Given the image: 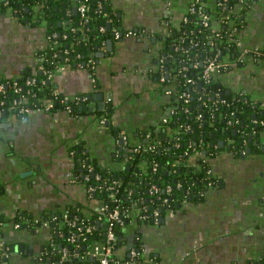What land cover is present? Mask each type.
<instances>
[{
	"label": "crops",
	"instance_id": "crops-1",
	"mask_svg": "<svg viewBox=\"0 0 264 264\" xmlns=\"http://www.w3.org/2000/svg\"><path fill=\"white\" fill-rule=\"evenodd\" d=\"M3 1L0 81L36 66L38 52L49 44L47 20L34 15L39 4L32 6L30 18H24L5 7ZM189 1L113 0L123 27L134 32L110 38L111 49L109 39L99 49V86L87 68L70 63L59 67L54 77L66 98H88L91 111L32 110L24 117H6L0 130V235L11 253L3 264H57L58 255L52 246L63 244V236L55 225L46 224L47 219L71 205L83 214L100 208L101 200L90 195L85 182L75 176L82 156L75 155V146L83 150L85 159L101 166L113 165L119 153L126 156L130 145L158 125L167 97L164 84L149 72L156 69L154 57L165 45L166 20L181 22L189 13ZM68 4L74 12L78 0H68ZM234 6L244 20L240 37L245 47L259 54H247L215 79L222 90L251 101L259 112L264 110V0L235 1ZM61 22L64 28L70 23L67 17ZM100 93L104 94L103 109L98 108ZM109 106L110 114L102 112ZM260 117L262 140L252 144L251 153L242 156L240 149H232L233 135L220 139V150L213 156L200 152L206 155L217 178L203 198L166 210L158 222L126 224V235L115 248L116 264H143L125 261L136 237L142 242L144 264H151V254L165 264L264 262V114ZM113 124L119 128L117 134ZM234 128L241 134L235 125L232 132ZM125 131L128 140L122 143L120 137ZM19 211L31 213L41 224L34 231L15 227Z\"/></svg>",
	"mask_w": 264,
	"mask_h": 264
},
{
	"label": "trees",
	"instance_id": "trees-1",
	"mask_svg": "<svg viewBox=\"0 0 264 264\" xmlns=\"http://www.w3.org/2000/svg\"><path fill=\"white\" fill-rule=\"evenodd\" d=\"M80 1L78 0V3ZM86 1L90 5L87 19L81 17L79 12L75 14L69 10L68 0H5L2 2L5 7H11L17 15L24 18H28L31 13H34L32 11L34 4H39L40 8L34 15L47 20L49 44L38 52V56L43 59L38 61L36 66H29L15 78L0 81L5 87L4 91H0V104L3 102L6 106L14 98L21 97L20 93H24L25 97L21 98L20 105L35 107L41 102L53 98L54 110H67V105L62 102L63 98L66 99V95L59 91L54 79H49V71L60 63H70L73 66L87 68L91 75L96 77L97 53L101 46L105 45L110 38H121L130 29L123 27L121 18L115 11L113 0ZM194 1L190 0L189 4ZM201 1L204 2L206 9L212 15L211 24L209 26L198 24V14L192 11L187 14L188 19L181 22L167 19L168 32L165 45L160 54L156 58L154 57L156 69H151L149 72L160 82L161 76L164 74L165 80L162 84H164V88L171 90L168 94L165 93L167 99L163 105L165 108L163 112L168 114L167 121H160L158 125L146 130L143 139L139 141L146 145H154L155 148L144 152L131 151L127 156L122 155L121 152L116 164L101 166L88 158L85 159L83 150L78 145L75 146V155L77 157L82 155L76 163L75 176L77 180L85 182L86 185L106 182L103 187L96 189L93 195L98 197L102 203L107 204L109 208L113 205L114 198H118L121 215L124 217L123 223L116 226L119 241L126 235L124 228L127 223L133 221L139 225L146 221H154L155 210L162 214L166 210L184 205L185 200L198 201L203 198L209 188L208 182L211 179L216 181V179L211 178V175L207 173V169L211 168V163L207 160L206 155L196 154V152L205 151L206 154L213 156L220 150V139H227L228 135H233V125L228 123L230 116L241 133L242 131L246 133L252 131V126L255 125V117H253L255 113L257 121L262 118L260 111L256 110L257 106L239 94L233 96L232 93L225 92L224 95H220V98L225 99L228 103H222L219 97H214V94L221 89L216 79L205 84L206 89L198 85L188 87L185 84L189 76H198L203 68V59L207 55L213 54L217 49H221L223 56L231 58L239 56L241 51L236 44V39L241 38L240 31L243 28L244 20L241 14L235 10L234 3L236 1L242 4V2H251L252 0H226L224 4H219V0ZM225 12L233 14L232 19L238 26L234 38H228L225 33L230 23L226 26V23L219 22L220 16ZM65 17L70 21L66 28L59 24V21ZM101 26H104L105 30H101ZM116 31L121 33L119 37H116ZM211 40H213L212 43H210ZM196 42L198 43L195 44ZM249 53L256 56L259 51L248 49L247 54ZM90 58L93 59V62H89ZM182 67H185L184 73L186 74H183V71L179 72L178 69ZM32 76L36 77L35 83L26 85V79ZM96 80L97 86H99L97 77ZM7 81L11 83L7 84ZM14 81L21 85L20 93L14 91ZM188 91L191 92V95L188 102H185V94ZM69 99L68 104L72 108L71 114L91 111L87 105L88 98ZM104 111L110 114L112 107L109 106L102 112ZM199 113H202L201 117L198 116ZM8 115V112H3L0 115V120L4 122ZM17 115L22 117L20 114ZM185 125L191 127L185 128ZM118 129L115 124L112 125L115 134L118 133ZM148 133H150L149 136ZM192 155H195L196 158H191ZM154 162L158 163L156 170H153L152 167ZM86 175H89V180H86ZM162 180L165 182L162 183ZM178 183H181V186H177ZM153 184L160 187L158 191L151 192L150 188ZM167 184L172 185L171 191L166 189ZM164 197H168V202H163ZM69 208L75 215H85L76 205H71ZM90 213V221L94 222L98 211ZM14 221L20 222L21 227L32 231L41 224V221H36L31 213L22 211L18 212ZM53 224L65 232L70 229L62 223L61 217L54 219ZM105 225L104 217L91 231L82 235L80 241L76 239L74 243L70 244L69 250L75 253L80 249V253H83L85 250L82 248L83 246L102 240ZM61 240L69 245L65 241L66 236ZM131 248H135L139 253L138 263L144 264L141 257L142 242L139 237L134 239ZM80 256L81 254L73 256L75 259L77 258L75 264H98L97 258L86 256L80 260ZM151 256L161 260L155 254H151ZM6 259L2 254L0 244V264L5 263ZM65 264H69V262ZM112 264H116V262ZM248 264H264V262L254 261Z\"/></svg>",
	"mask_w": 264,
	"mask_h": 264
},
{
	"label": "built area",
	"instance_id": "built-area-1",
	"mask_svg": "<svg viewBox=\"0 0 264 264\" xmlns=\"http://www.w3.org/2000/svg\"><path fill=\"white\" fill-rule=\"evenodd\" d=\"M226 0H219V4H224ZM243 1V0H242ZM89 3L86 0H81L78 4H77V9L78 12L80 13L81 17L87 19L88 18V9H89ZM189 11L192 12H196L198 14L197 17V23L202 25V26H209L211 24V20H212V15L208 12V10L205 7V4L203 1L201 0H195L194 2H191V4L189 5ZM233 18V14L231 12H225L220 16V21L219 22H223L226 23V26L228 23L229 27L228 29L225 31V33L227 34L228 38H234L235 33L238 30V26L236 24V21ZM188 19V16H186L183 20ZM101 30H105L104 26H101ZM134 31L129 30L126 34H131ZM121 35V33L119 31H116V37H119ZM193 43L194 41L191 40ZM213 40L210 41V43H212ZM198 42H196L195 44H197ZM236 44L238 46V48L240 49V54L237 58H231L229 56H223L222 55V51L221 49H217L213 54L211 55H207L204 59H203V68L202 70H200V73L198 74L197 77H192L189 76L187 78V81L185 82L186 85H188V87H195L196 85H198L199 87L206 89L205 84H209L211 83L213 80H215V76L218 73L224 72L229 70L230 68L234 67L235 65H237L240 60L244 59L245 56L247 55V51L248 48L245 47L242 38H237L236 39ZM38 61H41L43 59V57H37ZM162 58H161V62H162ZM89 62H93V59L90 58ZM63 64L65 63H60L59 65H57V67H55L54 69H52L51 71H49L48 77L50 80H53L56 74V71L59 67L63 66ZM196 65V63H195ZM163 66V63L161 64V68ZM179 72L183 71V74L185 72V67L179 68L178 69ZM164 79V74H162L161 76V82H163ZM36 81V77H28L25 81L26 85H32L34 84ZM11 82L7 81V84H10ZM201 84V85H200ZM13 87H14V91L17 93H20L22 87L21 85L17 82L14 81L13 82ZM5 87L3 82H0V91H4ZM165 93H169L171 92L170 89H166L164 88ZM224 90L220 89V91L218 93L214 94V97H219V99H221L220 97L224 94L223 93ZM57 92V91H56ZM191 95V92L188 91L185 94V102H188L189 100V96ZM221 95V96H220ZM19 96L21 97H16L13 100H11L8 105L4 106V103L2 102L0 104V115L3 112H8L9 115L14 116L17 114H20L22 117L26 116L27 114H29L32 110H46V111H50L53 112V110L55 109V102L53 98L47 99L44 102H41L39 105L32 107L29 105H20V101L22 97H25L24 93H20ZM79 99H85L84 96L83 97H77ZM69 98H63L62 102H64L67 105V111H72L71 106L68 104L69 103ZM222 103H228L225 99H221ZM186 110H188L187 107H185ZM168 109V107H167ZM168 114L164 113L161 116V121H167L168 119ZM199 117L202 116V113L198 114ZM228 123L232 126L234 125L235 121L231 118V116L228 118ZM3 127V122L0 120V130ZM190 125H185V128H190ZM150 133H148L149 136ZM121 136L124 138V141L128 140V135L125 132L121 133ZM155 146L154 145H146L144 143H134L132 145H130V149L129 152L134 151V152H144L148 149H154ZM199 150V149H197ZM200 150L197 151V154H200ZM153 170H156L158 167V163L154 162L153 165ZM207 173L209 175H211V178H214L217 180L212 167L207 169ZM86 180H89V175H86ZM165 181L162 180V183H164ZM216 181H214L213 179H211L208 182L209 187H212V185H214ZM106 182L102 183V184H89L87 185V191L90 195H93V192L96 191V189L103 187V184H105ZM111 187H113V185H110ZM177 186H181V183H178ZM159 186L156 184H153L150 188L151 192H155L159 190ZM172 185L171 184H167L166 185V189L168 191H171ZM114 195V194H113ZM185 200V199H184ZM186 201V200H185ZM163 202H168V197H164L163 198ZM108 209V210H107ZM98 211V215L95 218L94 222L90 221V215L91 213H89V215L85 214V215H75V213H71V209L68 207L65 210H63L60 214H54L51 219H47L46 224H48L49 226H54L53 224V220L56 218H62V223L67 225L70 229L68 232H65L63 230H60L62 232V236H66V242H68V244H72L75 242V240L77 239L78 241L81 240V236L84 235L86 232L91 231L95 225L99 224L100 219H103L105 217V221H106V225H105V229L103 232V238L102 240L96 241L94 244H90V245H86L85 246V250L83 253H72L69 250L68 245H66L65 243H63V249L60 251L62 252L61 255V261L62 263H68L69 264H75L77 263V258L75 259L73 256L77 255V254H81L82 257H86V256H91L92 258H97L98 260V264H112L113 262H118L117 258L115 257V248L117 246V244L119 243V238L116 232V226L117 224H122L124 221V217L123 215H121V206L118 202V198L115 197L113 200V205L109 208V206L105 203H102L100 208L97 210ZM160 217V212L155 210L154 211V221L153 222H158ZM36 221H39L38 219H35ZM14 225L15 227H21L20 222L18 221H14ZM2 236L0 235V244H1V251L2 254L5 256V258H8L10 255V248L7 245V243L2 242L1 240ZM139 253L135 248H131L130 249V254L129 257L125 259V261L127 262H133V263H137L139 260ZM151 261V264H165L162 260H158V259H154V258H150L149 259ZM171 264V263H170Z\"/></svg>",
	"mask_w": 264,
	"mask_h": 264
},
{
	"label": "water",
	"instance_id": "water-1",
	"mask_svg": "<svg viewBox=\"0 0 264 264\" xmlns=\"http://www.w3.org/2000/svg\"><path fill=\"white\" fill-rule=\"evenodd\" d=\"M73 9H74V13L76 14L77 11H78L77 10V6H74ZM59 24L61 25L62 22L60 21ZM108 44H109L108 48L111 49L112 48V46H111L112 45V40L109 39L108 40ZM224 93H225V91H223L222 94H224ZM103 97H104V94L100 93V97H99L100 101H99V107H98L99 109L105 108V101L103 100ZM91 108L93 109V106ZM260 113L264 114V110H261ZM256 116H257V114L255 113L253 115V117H255L254 118L255 125L252 126V131H250L248 133L242 131L241 134H238V133H236L237 132L236 128L233 129V131H234V139H232V141L230 142V144L233 145L232 147H234L235 149H244L245 148L246 149V151H245L246 153H251L252 152V144H255V145L260 144V142L262 140V134H261L262 132L261 131L263 129V125H261L260 122L256 120L257 119ZM123 140H124V138L120 137V142L123 143ZM246 142L249 143V145L245 146ZM223 144H225V143L223 142ZM121 149H123V148H121ZM128 152L129 151L127 150V153L125 154L126 156L128 155ZM241 155L244 156L245 153L243 152ZM59 245L60 246H58V247L56 246V244H54L52 246L53 251L58 255V260L56 261L57 264H61L62 263L61 255L58 252H60L63 249V244L60 243ZM68 247L71 248V245L69 244ZM82 248L85 249V246H83ZM80 252H81V250L78 249L77 253H80ZM79 259L82 260L83 257L80 256Z\"/></svg>",
	"mask_w": 264,
	"mask_h": 264
},
{
	"label": "flooded vegetation",
	"instance_id": "flooded-vegetation-1",
	"mask_svg": "<svg viewBox=\"0 0 264 264\" xmlns=\"http://www.w3.org/2000/svg\"><path fill=\"white\" fill-rule=\"evenodd\" d=\"M236 130H237L236 133H238V129H237V128H236ZM238 134H240V133H238ZM233 135H234V132H233ZM232 138L234 139V136H233ZM230 146L232 147L233 145L230 144ZM245 146H246V145H245ZM234 149H235V148H234ZM257 149H258V147L254 148L255 151H257ZM236 150L239 151V149H235V151H236ZM252 150H253V149H252ZM240 151H241V152H240V154H241V153L245 152L246 149H245V148H244V149H240ZM242 151H243V152H242ZM236 152H237V151H236Z\"/></svg>",
	"mask_w": 264,
	"mask_h": 264
}]
</instances>
